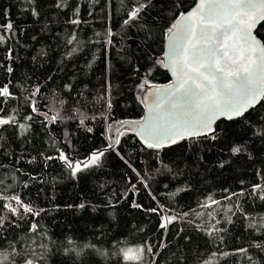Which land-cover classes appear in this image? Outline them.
<instances>
[{
	"label": "trees",
	"instance_id": "trees-1",
	"mask_svg": "<svg viewBox=\"0 0 264 264\" xmlns=\"http://www.w3.org/2000/svg\"><path fill=\"white\" fill-rule=\"evenodd\" d=\"M195 1L179 0L174 7L176 0H152L138 22L122 26L128 0H66L63 8L56 7L57 0H0V24L9 19L14 24L11 33L0 29L5 35L0 43V87L10 80L15 97L0 101L5 109L0 115H15L18 122L0 129V193L19 194L35 211L43 210L21 218L0 207V215L19 225L6 223L0 228V250L10 256L6 264H23L33 250L44 253L37 264H128L120 248L147 241L159 249L162 240L167 248L159 249L158 264H203L214 251L241 247L249 249L252 262L229 256L219 264H264V248L254 246L264 245L260 226L264 201L248 194L253 184H264V138L253 134V126L264 123V104L245 118L218 121L216 141L185 140L159 153L144 149L124 126L119 155L107 151L100 167L75 179L59 160H46L58 156V149L83 159L109 142L110 123L114 129L120 121L141 119L140 85L145 79L151 85L169 82L156 61L162 59L167 28ZM77 5L80 12L74 17ZM32 8L38 16L32 15ZM69 18L82 23L70 24ZM74 29L78 41L69 46L66 41ZM108 29L115 35L108 37ZM255 35L264 42V26H258ZM73 46L78 51L69 57ZM8 49L11 60L6 59ZM8 65L14 68L12 74L6 72ZM37 85L41 112L50 116L59 112L62 117L54 124L36 114L31 121L25 119L31 114L26 97ZM85 116L81 126L79 120ZM20 123L28 125L27 130ZM233 146L244 150L233 155ZM132 184L135 193L128 191ZM242 189L246 195L224 199ZM209 196L221 204L201 208ZM133 200L142 208L132 207ZM158 205L169 209L170 215L188 216L169 225L165 235L159 228L161 215L145 211ZM229 207L231 213L226 211ZM209 212L220 221L216 227L223 229L215 236L208 234L215 223ZM253 221L255 226L249 227ZM32 223L38 225L35 233L29 231Z\"/></svg>",
	"mask_w": 264,
	"mask_h": 264
},
{
	"label": "snow or ice",
	"instance_id": "snow-or-ice-1",
	"mask_svg": "<svg viewBox=\"0 0 264 264\" xmlns=\"http://www.w3.org/2000/svg\"><path fill=\"white\" fill-rule=\"evenodd\" d=\"M29 2L31 3L32 0ZM151 3L152 0H128L126 18L122 26L138 22ZM178 3L179 0H176L173 6H177ZM65 6L66 0H57V8ZM31 12L33 16L39 15L35 8H32ZM79 12L80 8L77 5L73 10V16L78 17ZM4 16L9 17L7 10L4 11ZM68 23L78 26L82 21L78 18H69ZM145 24H147L146 20ZM258 26H264V0H196L194 8L187 12H179L174 22L167 28L165 33L167 51L163 59L156 61L157 64L170 71L172 80L164 85H151L145 79L140 88L146 91L141 98L146 108V116L142 120H124L119 123L121 125L132 124L143 148L157 153L185 140L216 141L219 138L216 128L217 121L221 119L234 121L245 118L246 113L264 104V42L254 34ZM0 29L5 33H11L14 24L9 19L8 22L0 24ZM114 35L115 33L108 29L107 36ZM4 41L5 35H0V43ZM77 41V32L74 29L66 44L72 46ZM107 43L111 44L112 40L108 39ZM77 51L78 47L73 46L67 52V56L71 57ZM41 54L46 55L43 50ZM12 58V50L8 49L6 59L11 60ZM33 60L35 61L36 57H33ZM13 71V66L8 65L6 72L12 74ZM10 84L9 80L0 87V101L4 103L15 98L10 90ZM40 92L41 87L37 85L35 90L26 97L31 114H28L25 119L31 121L32 114L42 115L48 123L54 124L62 117L59 112L51 116L48 112H41L37 102ZM111 107L109 100L107 108L111 109ZM4 110L0 107V113ZM86 119H88L86 116L81 118L79 124L83 126ZM17 123L15 115H0V129ZM19 127L27 130L29 126L20 123ZM253 128L254 135L264 138V123L258 121L257 126ZM107 130L114 132L109 142L104 148L94 149L83 159H73L65 151L58 149V156H47L46 160H59L74 179L80 173L100 167L107 151H116L119 155L120 137L124 136L127 131L123 128L114 130L111 123ZM87 131L91 133L93 129L89 127ZM65 135L67 137V133ZM243 150L242 146H233L230 149L233 155ZM220 166L223 167V164ZM145 187H147L146 183ZM128 191L135 193L136 185L132 184ZM248 194L264 201V184H253ZM237 195L244 196L246 193L242 189L240 193H232L224 199L230 200ZM0 201H6L0 204V207L11 217L22 218V214L35 217L43 211H35L32 205L25 203L19 194L0 193ZM220 204L219 200L209 196L206 202L201 204V208L209 209ZM80 207L83 208L84 205L81 204ZM132 207L142 208V205L133 200ZM237 209L239 210V205ZM145 211L161 215L159 228L164 230L165 235H167L169 225L188 216V213L170 215L168 214L169 209L159 205L156 208L145 209ZM226 211L231 213L232 209L229 207ZM208 216L215 221L208 234L215 236L216 233L223 231L216 227L220 221L211 212ZM228 222L231 223L230 218ZM6 223L19 226L15 220H9V217L0 215V228H3ZM254 226L255 221L249 224V227ZM260 226L264 227V218ZM37 229L38 225L32 223L29 231L35 233ZM254 246L264 248V245L258 243ZM40 247L46 246L41 245ZM164 248H167V244L162 240L159 249ZM159 249H154L152 244L145 241L138 245L120 248V253L128 264H158L156 258L160 255ZM15 252V247H12V253L15 254ZM248 253L249 249L243 247L236 248L232 252L214 251L208 259L203 261V264H219L220 259L226 260L229 256H243L252 262V257ZM43 256V252L38 253L33 250L30 256L24 259L23 264H37ZM9 260L10 256L7 252L0 250V264H6Z\"/></svg>",
	"mask_w": 264,
	"mask_h": 264
},
{
	"label": "water",
	"instance_id": "water-1",
	"mask_svg": "<svg viewBox=\"0 0 264 264\" xmlns=\"http://www.w3.org/2000/svg\"><path fill=\"white\" fill-rule=\"evenodd\" d=\"M196 3V1H195ZM195 3L193 4V6H191L190 8H188L187 10L183 11V12H187L189 10H191L192 8L195 7ZM255 34V33H254ZM167 51V37L165 36L164 38V42H163V48H162V59L164 57V54L166 53ZM165 69V68H164ZM168 77H169V82L172 80V76H171V73L169 70L165 69ZM169 82L165 83V84H168ZM147 112H146V108L144 106V113L141 117L140 120H142V118H144L146 116ZM41 117H43L42 115H39ZM50 116V115H49ZM44 118V117H43ZM221 120H224V119H221ZM220 121V120H219ZM218 122V121H217ZM128 127L131 131H133L135 133V131L133 130L134 129V126L132 124H126V125H121L120 123H118V125L114 128V130H120L122 127ZM114 135V132L111 133V137Z\"/></svg>",
	"mask_w": 264,
	"mask_h": 264
},
{
	"label": "rangeland",
	"instance_id": "rangeland-1",
	"mask_svg": "<svg viewBox=\"0 0 264 264\" xmlns=\"http://www.w3.org/2000/svg\"><path fill=\"white\" fill-rule=\"evenodd\" d=\"M146 94V91L141 92L140 97L142 98ZM107 136H109V131L107 130Z\"/></svg>",
	"mask_w": 264,
	"mask_h": 264
}]
</instances>
